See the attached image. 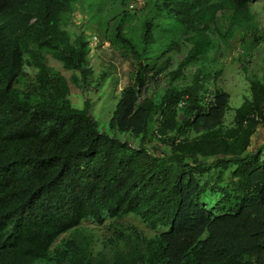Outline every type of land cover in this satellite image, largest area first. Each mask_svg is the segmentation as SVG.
<instances>
[{"label": "trees", "instance_id": "1", "mask_svg": "<svg viewBox=\"0 0 264 264\" xmlns=\"http://www.w3.org/2000/svg\"><path fill=\"white\" fill-rule=\"evenodd\" d=\"M82 2L89 5L0 0V264H264V145L252 149L260 124L251 118L264 108V78L251 80L230 122L231 95L208 90L210 73L198 67L180 83L215 48L214 31L229 43L232 31L258 25L252 0H148L142 9L167 11L184 38L168 41L151 62L153 16L142 20L138 39L128 29L138 12L129 0H117L116 17L93 21L102 41L137 62L110 119L113 135L99 130L90 98L82 108L70 99V82L83 88L94 74L85 32L73 37L63 26ZM187 41L171 68L173 56L164 57ZM162 78L168 84L150 92ZM209 190L220 194L214 211L202 204ZM128 216L159 231L131 236L112 258L94 255L82 222Z\"/></svg>", "mask_w": 264, "mask_h": 264}, {"label": "rangeland", "instance_id": "2", "mask_svg": "<svg viewBox=\"0 0 264 264\" xmlns=\"http://www.w3.org/2000/svg\"><path fill=\"white\" fill-rule=\"evenodd\" d=\"M83 1H87L89 5L86 2H82L83 5L78 4L75 12L66 18L63 25L70 30L73 37L85 32L84 37L92 41V34H96L100 42L90 55L94 74L84 84L83 88L70 82V99L76 107L82 108L85 106V99L90 98L92 102L91 113L98 121L99 130L113 135L114 131L110 127V119L120 99L122 88L134 81L137 62L136 58L132 54L126 53L123 48L111 45L110 41H102V28L93 22L99 21L100 18L111 19L112 16L116 17L120 11L119 3L115 5L117 0H101L100 4H96L98 0ZM251 5L256 16L255 21L259 26L255 25L250 29L232 31L229 43H226L220 38L219 33L214 31L212 36L216 40L215 48L203 57L206 59L203 63L189 66L186 71V78L180 81V83L191 81L193 73L198 67L203 74L210 73L207 78L208 90L211 91L220 87L231 95L230 109L227 112L228 122L233 119L236 109L243 104L247 96H250L251 80L264 78V39L256 45L251 43V39H254L256 35H262L264 38V0H252ZM146 10L135 11L137 15L130 18L128 29H130V34H134L138 39L142 20L150 16L154 17V30L150 37L153 41L147 54L151 62L157 55H160L169 43L168 41L180 43L184 38L180 33H176L174 20L171 19V15L167 11L164 10V14H160L156 11L146 12ZM90 21L95 24H90ZM103 22L105 23L106 20ZM113 26L114 21L111 23V28ZM173 26L174 31L171 34ZM181 45V50L174 51L172 55L169 53L164 57L173 56L171 68L178 64L192 46L188 41L181 43ZM48 62L71 80L72 71L65 70L59 60L49 55ZM27 70L33 77L36 69L34 70L33 67L29 66ZM167 84V80L164 78L159 82H153L150 84V92L161 91ZM208 97H210V93ZM132 142L134 145L138 143L137 141ZM219 197V192L209 190L203 194L202 204L214 211L215 203ZM81 228L84 233L90 235L91 249L94 255L98 251H102L109 258H112L116 250H126L132 243L131 236L145 240L159 231L150 228L143 220L135 216L123 218L117 224H114L111 219H107L104 224H99L94 219L87 218L82 222ZM70 233L61 235L56 241V246L61 242V239L70 236Z\"/></svg>", "mask_w": 264, "mask_h": 264}, {"label": "built area", "instance_id": "3", "mask_svg": "<svg viewBox=\"0 0 264 264\" xmlns=\"http://www.w3.org/2000/svg\"><path fill=\"white\" fill-rule=\"evenodd\" d=\"M145 3V0H132L130 3L131 8H138ZM95 42H92L91 45L94 46L97 42V37H94ZM251 118L259 122V124H264V108L261 110H256L251 114Z\"/></svg>", "mask_w": 264, "mask_h": 264}, {"label": "clouds", "instance_id": "4", "mask_svg": "<svg viewBox=\"0 0 264 264\" xmlns=\"http://www.w3.org/2000/svg\"><path fill=\"white\" fill-rule=\"evenodd\" d=\"M131 1H132V0H129V2H128V4H127V8H128L129 11H138V10H141L142 8H144V7L146 6V4H147V2H148V0H145V3H144L142 6L133 9V8L130 7V3H131ZM63 26H64V25H63ZM92 35H93V36H92V41L89 40L90 54L92 53V50H94V49L96 48L97 44L100 42V39L98 38V36H97L96 34H92ZM94 37H97V42H96V44H95L94 46H92L91 43H92V42H95ZM122 89H123V88H122ZM212 98H213V95L210 94V97L208 98V100H211ZM80 227H81V225H80ZM68 232H71V231H68ZM65 233H67V232H65ZM65 233H63V234H65ZM63 234H62V235H63ZM60 237H61V236H60ZM60 237H59V238H60ZM59 238H58V239H59ZM58 239H57V240H58Z\"/></svg>", "mask_w": 264, "mask_h": 264}, {"label": "crops", "instance_id": "5", "mask_svg": "<svg viewBox=\"0 0 264 264\" xmlns=\"http://www.w3.org/2000/svg\"><path fill=\"white\" fill-rule=\"evenodd\" d=\"M264 145V127L260 124L253 137L252 149L256 150Z\"/></svg>", "mask_w": 264, "mask_h": 264}]
</instances>
